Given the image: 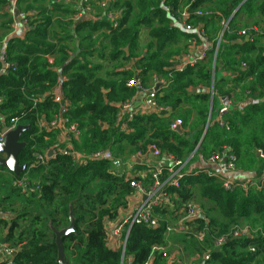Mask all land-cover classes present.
Returning a JSON list of instances; mask_svg holds the SVG:
<instances>
[{
	"label": "trees",
	"instance_id": "1",
	"mask_svg": "<svg viewBox=\"0 0 264 264\" xmlns=\"http://www.w3.org/2000/svg\"><path fill=\"white\" fill-rule=\"evenodd\" d=\"M22 1L17 0V9ZM104 1L110 12L120 13L117 28L104 17L109 12L100 6ZM10 4L0 0V10ZM91 5L96 17L78 23L76 5L53 1V8L64 14L56 21L57 30L51 29L50 39L56 43L47 40L53 25L48 9L26 12L27 36L8 42L5 56L12 69L0 74V121L9 124L18 119V125L30 127L23 136L26 148L18 162L28 168L25 174L38 191L21 194L13 186L15 176L0 182V193L4 191L0 209L9 213L0 218V244L16 250L17 264H59L56 233L69 229L73 218L74 231L62 237L66 264H126L128 259L131 264H180L155 250L170 241L191 245L206 264H264V191L241 187L225 191L218 179L202 173L207 159L224 147L237 155L241 180L264 172V159L258 156L259 150L264 151V46L259 45L264 38V0H93ZM186 6L190 12L213 13L190 18L194 26L204 27L210 41L222 33L223 20L230 19V23L215 64L211 51L205 61L179 73L175 68L189 50L186 42L193 38L177 19L176 13ZM14 24L10 16L4 26L12 30ZM250 28L259 31L239 35ZM46 55L52 56L53 64ZM170 74L171 84L159 90L157 100L171 107V113L139 111L142 99L138 98L143 94L129 87V82L138 78L149 88L154 75L167 79ZM57 86L67 118L79 131L77 136L66 135V142L61 141L60 132L38 127L39 121L49 122L60 115L61 106L52 97ZM224 97L235 106L222 127L216 116ZM133 100L134 109L119 121L123 106ZM247 100L254 102L240 109V103ZM177 119L183 122L181 132L171 129ZM68 145L82 157L100 151L132 157L156 145L163 155L186 161L197 151L187 164L192 171L180 188L171 190L170 204L157 212L163 217L159 226L130 228L123 255L109 244V227L119 223L135 191L111 161L77 162L67 152ZM47 151L55 155L29 170L35 155ZM196 200L203 212L211 204L213 214L204 213V218L184 222L182 231L168 233L176 214L184 216L186 205ZM169 213L172 220L167 221ZM244 223L256 233L216 246L219 238ZM199 233L204 234L202 241L195 237Z\"/></svg>",
	"mask_w": 264,
	"mask_h": 264
},
{
	"label": "built area",
	"instance_id": "2",
	"mask_svg": "<svg viewBox=\"0 0 264 264\" xmlns=\"http://www.w3.org/2000/svg\"><path fill=\"white\" fill-rule=\"evenodd\" d=\"M10 4V12L12 15L18 11L16 5L17 0H7ZM93 0H77L79 6L76 7L74 18L75 20H81L85 17H92L93 19L97 15L96 8L94 5H91ZM65 4L72 3V0H64ZM101 8L108 10V3L104 1L101 3ZM104 17L108 21L113 23L114 28L119 26L117 19L120 17V13L115 14L108 10ZM237 10L233 11L231 18L235 15ZM177 19L180 25L189 33H194L199 35L204 41L208 42L209 46L205 50L199 52L198 54H193L192 51H188L180 59L178 66L175 68L176 72H184L188 67H195L200 62H203L207 59L209 52L213 51L215 55L218 54L219 46L223 38L224 32L229 28V20H223L222 33L218 35L215 41H210L206 31L202 25L194 26L190 23V18L194 17H207L211 16L213 13L211 11H204L202 9L194 10L193 12L189 11V7L186 6L177 12ZM28 14L26 12L18 11V19L20 24L25 29L27 28V18ZM17 27V24L14 25ZM252 31L257 32L256 28H250L239 33L241 37L248 36ZM6 49L7 43L4 42V47L0 52L2 56L3 67L0 70V74H7L12 67L6 61ZM49 63L53 64V59L51 55H46ZM14 69V68H13ZM172 75H169V78H162L158 75H154L149 88H145L140 79L135 78L129 82L128 86L137 89V93L143 94L139 96V100L142 99V104L138 109L141 112H153L156 114H169L172 111V108L169 106L161 105L158 100V92L160 89H167L171 84ZM157 87L159 89L157 90ZM213 88H211V93L213 94ZM53 101L61 106V112L59 116L54 117L53 120L39 121L38 127L40 131H52L56 130L63 134L64 140H67L65 136H77L79 131L76 126L70 124V121L67 118V107L64 102V97L61 89L57 86L52 92ZM212 101V100H211ZM2 100L0 99V103ZM135 102L134 100L128 104H125L122 108V111L119 115V121L122 119L123 115L130 114L134 109ZM233 101L224 97L220 100L218 112L216 119L219 122L220 126L224 127L226 117L231 113L234 108ZM183 125L182 120L177 119L171 125L172 130H177ZM18 119H12L9 124L2 123L0 121V143L4 142L5 136L17 128ZM61 140L63 142H66ZM197 149L193 152L186 161L176 159L171 155H163L161 150L156 145H151L148 147L147 152L137 153L132 156L128 161H124L120 157H116L110 151H100L94 153L90 156H81L79 153L75 152L71 145L67 146V152L71 154L73 160L77 162H87L86 160H109L113 163L114 168L117 173L124 175L125 179L130 182L132 189L140 197V203L135 208V210L130 214V216L121 220L113 229L112 237L113 242L111 246L115 249H121L123 255L125 253L127 240H128V230L136 224H144L149 228H157L159 226L160 220L157 212L166 208L172 200V189H178L181 187L182 181L186 178L187 172L192 171L187 167V164L195 156ZM47 151L44 154L35 155V163L29 167V170L34 169L37 165H44L46 160L49 158ZM55 155V151H53ZM258 156L264 159V151L259 150ZM149 158L156 159V164H151ZM238 157L235 152L229 148L224 147L222 151L216 155L210 156L206 161V168L202 169V173L216 178L221 182V185L225 191H234L237 187H241L244 191L250 189H259L264 191V172L261 173L257 178L241 180L239 176V166H238ZM144 166L147 170L146 172H141L140 167ZM28 171V168L26 172ZM25 172V173H26ZM13 186L18 189L23 195H31L38 191V187L31 185L28 175L23 174L21 177H15L13 179ZM9 217L8 212H4L0 209V218ZM199 218H204V212L202 208L197 206L194 203L187 204L185 208V215L175 228L168 227V233L179 232L183 230L182 224L184 222H192ZM256 233L249 226L243 225L238 226L230 232V234L219 238L216 241V246L221 247L224 243L228 241L229 238L233 239H242L244 237L250 236ZM197 239L202 241L204 239V234L199 233L195 235ZM156 251L163 253L164 257H168L167 251L164 247L155 248ZM250 251L254 252V248H250ZM16 250L7 246L5 244H0V256H2L4 263L3 264H17L14 261V254ZM153 259V258H152ZM205 259H209L208 256ZM151 262V261H150ZM126 264H131V259L126 261ZM150 264V263H149Z\"/></svg>",
	"mask_w": 264,
	"mask_h": 264
},
{
	"label": "crops",
	"instance_id": "3",
	"mask_svg": "<svg viewBox=\"0 0 264 264\" xmlns=\"http://www.w3.org/2000/svg\"><path fill=\"white\" fill-rule=\"evenodd\" d=\"M53 1L58 2V3L62 2L61 0H39V1L23 0L21 2V4H20V7L18 8L19 12H25L26 11V6H27V8H28V6H31L32 9L34 11H36V13H37V11L39 9L51 10L50 15H51V17L53 19V25L51 26V28L47 32L48 33V39L47 40L50 43H56L57 42L55 40L52 41L50 39L51 29L53 31L57 30L58 26L56 24V21H58L59 19H63L64 18V14H63L62 11L53 8V6H52ZM184 1H186V0H184ZM71 4H74V5L77 6L79 4V2H77V0H72ZM0 14H1V16H0V37H2V41L0 42V52H1L3 47H4V42H6L7 45H8V42H9L10 39L15 38V37H19L21 39H24L27 36V34H26V31H25L26 29L24 27H22V25L20 24L19 19H17L15 17V13H14V15L11 14L10 6L3 7V9L0 10ZM10 16L14 17L15 24H17V27L14 26L12 30H8L4 26L7 23V19ZM90 18H92V17H90ZM77 21L79 22L80 20H77ZM190 34L193 35V38L189 42L188 41L186 42V44L189 45V50L188 51L191 50L193 54H198L199 52H201V51L205 50L206 48H208L209 44H208V42L204 41L203 38H201L199 35L197 37H194L195 36L194 33H190ZM221 43H222V41H221ZM221 43H220V45H221ZM238 43H240V41L233 42V44H238ZM259 43H260L259 44L260 46H264V38H262ZM227 72H230V71H225L224 70L223 74L225 73V75H229V73H227ZM250 101H252L251 103L254 102L253 100H247L246 103H248V102L250 103ZM62 140H64V138H62ZM149 160H151V164H156L157 163L156 159L149 158ZM201 163L202 162H198L197 165H201ZM139 169H140L141 172H146V170H147L144 166H141ZM12 176L13 175L10 174V173H6V172L0 171V182L3 181V180H6V182H9L12 179ZM3 192L4 191H2L1 193H3ZM139 203H140V197L136 193H134L133 196L130 199V202H129V205H128L127 209H125L123 211V213L121 214L119 222L121 220H123L124 218L130 216V214L135 210V208L138 206ZM115 226H116V224H112L109 227V238H108L109 244H111L113 242L112 232H113V229L115 228ZM3 263H4L3 258H2V256H0V264H3Z\"/></svg>",
	"mask_w": 264,
	"mask_h": 264
},
{
	"label": "water",
	"instance_id": "4",
	"mask_svg": "<svg viewBox=\"0 0 264 264\" xmlns=\"http://www.w3.org/2000/svg\"><path fill=\"white\" fill-rule=\"evenodd\" d=\"M15 17L18 19V11L15 12ZM88 20H93V19L90 17H85L81 19L78 23ZM216 58L217 55H215L214 64L216 62ZM158 89L159 87H157V90ZM209 122H210V117H209ZM209 124L210 123H208V125ZM208 125L203 135V138L207 132ZM29 131H30V127L18 125L15 130L10 131L5 136L4 142L0 143V170L5 169L7 172H9L15 177H21L23 174H25L27 167L25 165H20L18 162V158L20 154L23 152V150L26 148V143L23 141V136ZM176 131L181 132V128H178ZM48 157L49 158L53 157V151H50L48 153ZM74 227H75V222L72 218L71 226L69 229L56 233L57 246L59 251L57 262L59 264H66L62 237L72 233L74 231Z\"/></svg>",
	"mask_w": 264,
	"mask_h": 264
},
{
	"label": "rangeland",
	"instance_id": "5",
	"mask_svg": "<svg viewBox=\"0 0 264 264\" xmlns=\"http://www.w3.org/2000/svg\"><path fill=\"white\" fill-rule=\"evenodd\" d=\"M62 1V3H63V0H61ZM78 6V5H77ZM18 7H20V6H18ZM28 8H30L31 10L30 11H28ZM28 8H27V6H26V11L25 12H33L34 10L32 9V7L31 6H28ZM36 12V11H35ZM145 35V36H144ZM142 37L145 39V41L148 39V36H147V34H146V32H143V34H142ZM252 101H250V103H251ZM249 102L248 103H246V101H243V102H241L240 103V105H239V107H240V109H243V108H245L247 105H249L250 104ZM252 104V103H251ZM121 159H123L124 161H128L131 157L130 156H123V157H120ZM0 171H2V172H6V173H9V172H7L5 169H1ZM4 193V192H3ZM194 204H196L197 206H199L200 208H202V203L201 202H199L198 200H196L195 202H194ZM176 206V205H175ZM175 206L174 207H169L168 209H169V211H173L174 210V208H175ZM214 207L211 205V204H206L205 205V207H204V213H206V215L208 214V213H210V214H213V212H212V210L211 209H213ZM203 209V208H202ZM177 216L174 218L175 219V221L176 222H179L180 221V219H182L184 216L183 215H181L180 214V218H179V214H176ZM165 217H166V220L168 221V220H172V217H171V215H170V213H169V215H165ZM161 218H163V217H160V215H159V220L161 221ZM175 221H173L172 223H171V225H170V227H175V225H174V222ZM241 225H245V223L244 224H241ZM194 233H196V232H194ZM174 242L173 241H170L169 242V244L166 246V247H164V249H165V251H167V254H168V256H169V258L170 257H173L174 258V260H176L177 262H180V264H206L204 261H203V259H204V256H202V257H197V254L196 253H194V251H193V247L190 245V246H188V244H182V243H179V244H173Z\"/></svg>",
	"mask_w": 264,
	"mask_h": 264
}]
</instances>
